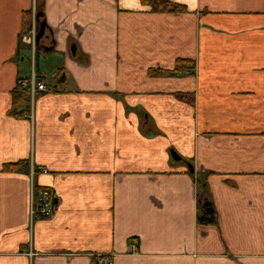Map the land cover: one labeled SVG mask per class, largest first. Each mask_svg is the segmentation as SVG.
I'll return each instance as SVG.
<instances>
[{
    "label": "crops",
    "instance_id": "crops-1",
    "mask_svg": "<svg viewBox=\"0 0 264 264\" xmlns=\"http://www.w3.org/2000/svg\"><path fill=\"white\" fill-rule=\"evenodd\" d=\"M170 1L186 12L0 0V264H264V0ZM38 3L64 92L38 95L30 117L12 95ZM180 59L192 75L147 76ZM23 160L46 171L33 185L54 194L49 219L31 215L30 174L3 171ZM202 172L216 226L196 223Z\"/></svg>",
    "mask_w": 264,
    "mask_h": 264
},
{
    "label": "trees",
    "instance_id": "trees-1",
    "mask_svg": "<svg viewBox=\"0 0 264 264\" xmlns=\"http://www.w3.org/2000/svg\"><path fill=\"white\" fill-rule=\"evenodd\" d=\"M142 6L148 7L150 12L153 13H172V14H180L186 12V8L182 5L174 3L170 0H139ZM35 13L32 11H25L22 14V32H26V30L30 29L31 23L33 21L36 22L38 26L39 22L43 20V16L40 18V21L36 20V15L38 13H42L43 15V4L38 3L35 7ZM38 28V27H37ZM47 30V26H46ZM45 30V34H46ZM21 36V35H20ZM41 52V47L36 46L35 55ZM195 70V62L192 60L180 59L177 60L174 67L172 69H159V68H150L147 71V76L149 78H180L184 76H190L194 73ZM64 71L63 68H59L57 71L56 85L60 87V84L64 82ZM19 81V80H18ZM64 92L62 88L58 90L56 93ZM13 102L14 104H18L19 101L28 99V92L24 90L23 92L19 91L18 88L13 92ZM175 98L183 103H186L190 106L194 105V95L192 94H184V93H175ZM29 101V99H28ZM10 115L12 116H20V112H18L15 107L10 111ZM185 163L191 164L187 161ZM24 170L29 174V163L28 161H18L16 163L6 164L3 167V171L5 172H17ZM40 170L34 168V172L37 175ZM192 175H194L192 173ZM208 176L207 172H202L196 174V199H197V207H196V223L199 226H216L217 225V212L214 207L213 201L211 199L208 187L206 185V178ZM45 187L35 186V190L42 189Z\"/></svg>",
    "mask_w": 264,
    "mask_h": 264
},
{
    "label": "built area",
    "instance_id": "built-area-1",
    "mask_svg": "<svg viewBox=\"0 0 264 264\" xmlns=\"http://www.w3.org/2000/svg\"><path fill=\"white\" fill-rule=\"evenodd\" d=\"M36 28L31 25L29 31L25 35L20 36V42L26 46L30 47V50L33 54L32 59L35 56V45H36ZM18 87L24 89L28 92V109L29 116L32 117L33 101L34 99L44 93H56L60 88L57 85L48 86L43 80L42 76H39L32 65L31 71L25 74L18 81ZM40 173H45L46 171L41 169ZM30 178L33 191V208L31 211L32 217L35 214L40 216L43 219H49L53 216L55 212V199L53 192L48 188H42L35 190L33 185L34 177L36 176L34 168L30 170ZM30 254V252H29ZM97 264H112V259L110 257H105L104 255H97Z\"/></svg>",
    "mask_w": 264,
    "mask_h": 264
},
{
    "label": "rangeland",
    "instance_id": "rangeland-1",
    "mask_svg": "<svg viewBox=\"0 0 264 264\" xmlns=\"http://www.w3.org/2000/svg\"><path fill=\"white\" fill-rule=\"evenodd\" d=\"M33 24L36 28V31H38V28H37L38 26L36 25L35 21H33L31 23V25H33ZM28 31H29V29L26 30V32H23L21 35L22 36L25 35ZM45 36H46V34H45ZM43 41H44V37L39 41V43L42 44ZM27 47L29 49L28 55L25 58V60L22 62L23 72L26 74L29 73V71H31L32 65H33L37 74L39 76H42L43 80L45 81V83L48 86L56 85V83H57V80H56L57 71H58V67L62 63V60L60 61V59L58 57H56L55 54H51V53L47 54L45 52H38L34 56V58L32 59L33 54L30 50V47L29 46H27ZM185 166H187V165L185 164Z\"/></svg>",
    "mask_w": 264,
    "mask_h": 264
},
{
    "label": "water",
    "instance_id": "water-1",
    "mask_svg": "<svg viewBox=\"0 0 264 264\" xmlns=\"http://www.w3.org/2000/svg\"><path fill=\"white\" fill-rule=\"evenodd\" d=\"M43 15H42V13H38L37 15H36V20L37 21H40V18L42 17ZM39 28H38V33H37V35H36V45L37 46H39V41L44 37V35H45V30H46V22L44 21V20H41L40 22H39ZM43 48V51L44 52H50L51 50H52V46H50V47H42ZM171 157H172V159L174 160V161H179L180 160V157L178 156V155H176L175 153H171ZM186 167H187V170H188V172L189 173H194V169H193V167H192V165L191 164H188V163H186Z\"/></svg>",
    "mask_w": 264,
    "mask_h": 264
},
{
    "label": "flooded vegetation",
    "instance_id": "flooded-vegetation-1",
    "mask_svg": "<svg viewBox=\"0 0 264 264\" xmlns=\"http://www.w3.org/2000/svg\"><path fill=\"white\" fill-rule=\"evenodd\" d=\"M38 28H39V25H38ZM38 31H36V35H37ZM45 36V35H44Z\"/></svg>",
    "mask_w": 264,
    "mask_h": 264
}]
</instances>
